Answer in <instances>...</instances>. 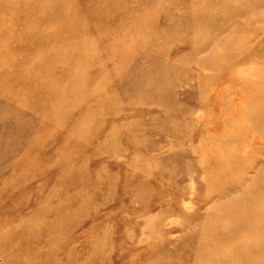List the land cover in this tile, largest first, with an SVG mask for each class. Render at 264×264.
I'll return each instance as SVG.
<instances>
[{
  "label": "rangeland",
  "instance_id": "obj_1",
  "mask_svg": "<svg viewBox=\"0 0 264 264\" xmlns=\"http://www.w3.org/2000/svg\"><path fill=\"white\" fill-rule=\"evenodd\" d=\"M248 1L0 0V264H264L211 237L264 171Z\"/></svg>",
  "mask_w": 264,
  "mask_h": 264
},
{
  "label": "bare ground",
  "instance_id": "obj_2",
  "mask_svg": "<svg viewBox=\"0 0 264 264\" xmlns=\"http://www.w3.org/2000/svg\"><path fill=\"white\" fill-rule=\"evenodd\" d=\"M248 0H243V2H247ZM249 2V1H248ZM262 4H264V1H261ZM244 4V3H243ZM257 5V8L261 5ZM254 7V6H253ZM251 10L250 5L248 4L247 6L240 8L237 12H231V19L235 18L236 16H238V14H243V13H249ZM240 11V12H239ZM209 18V17H208ZM211 19V18H210ZM209 19V21H210ZM226 19H228V16L226 17ZM226 19L221 20L219 23H211V26L213 27L212 29H216L218 28V30H220V32L226 30L227 28L230 27V25ZM229 20V21H230ZM262 24H264V19L262 21ZM241 28H243L241 26ZM246 28V26L244 27ZM212 33H214L212 31ZM211 33V34H212ZM217 33V32H216ZM211 34H207L206 37H204V41H206L207 39H209V35ZM214 37V36H213ZM211 39V38H210ZM233 38H229L225 41H232ZM208 44L210 43V41H207ZM206 43V42H205ZM204 43V44H205ZM207 44V43H206ZM210 46V44H209ZM259 46H264L263 42H260ZM205 49V48H204ZM261 123V122H260ZM262 134V133H261ZM260 174H262V171H259ZM251 187L249 188L248 192L245 193L243 196H241V200L238 201V206H240L239 209H237L235 212H231V217H233V220L237 223L238 228L236 232L235 229L232 230V232H229L231 234H229L228 236L225 235L223 236V234L221 232H219L218 234H214L211 237H214L215 240H217L216 242H219L214 244V247L216 246H222V245H226V246H232V248H236L234 246V243L237 241L238 239V234L241 230L244 231V241L243 244L245 245V248L242 251H239L240 253L242 252V254H239L240 257L246 253L249 250H253L254 253H263L264 254V245L260 243V241L262 240L263 236H264V208L262 209V207H264V171H263V176H256L255 178L251 179ZM235 185H231V187H229L232 191L233 187ZM243 205V206H242ZM237 206V207H238ZM229 216V215H228ZM235 228V227H234ZM223 236V237H222ZM208 240V241H207ZM205 242L206 246L203 248V251L206 255H209L208 249L210 248L211 245V240L210 237L208 236ZM213 244V243H212ZM238 248V247H237ZM207 250V251H205ZM238 254L237 252L234 253ZM227 257L224 256L223 259L221 260H215L211 259L212 264H226V259ZM239 258V257H238ZM211 262H209L208 264H211Z\"/></svg>",
  "mask_w": 264,
  "mask_h": 264
}]
</instances>
